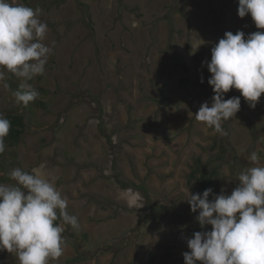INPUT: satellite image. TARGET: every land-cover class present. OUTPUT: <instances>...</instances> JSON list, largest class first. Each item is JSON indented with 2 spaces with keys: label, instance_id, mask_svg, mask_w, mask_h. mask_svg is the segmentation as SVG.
<instances>
[{
  "label": "rangeland",
  "instance_id": "rangeland-1",
  "mask_svg": "<svg viewBox=\"0 0 264 264\" xmlns=\"http://www.w3.org/2000/svg\"><path fill=\"white\" fill-rule=\"evenodd\" d=\"M17 2L42 9L44 43L54 50L45 73L29 82L40 95L27 107L15 102L14 75L0 81V113L26 123L20 143L0 155V183H15L13 168L43 164L67 199L79 227L63 225V255L51 264H149L148 251L162 240L173 254L168 264H185L187 239L211 230L201 229L186 200L195 192L192 167L201 160L216 168L220 193L231 194L251 152L264 162V95L253 109L239 90L226 93L240 97L241 110L223 122L224 135L195 118L214 95L211 49L228 31H258L251 15L238 16V0ZM0 264L19 261L4 250Z\"/></svg>",
  "mask_w": 264,
  "mask_h": 264
},
{
  "label": "clouds",
  "instance_id": "clouds-1",
  "mask_svg": "<svg viewBox=\"0 0 264 264\" xmlns=\"http://www.w3.org/2000/svg\"><path fill=\"white\" fill-rule=\"evenodd\" d=\"M251 15L256 32L228 31L211 49L205 62L214 95L204 102L195 118L224 135V121L241 110L240 97L225 99L239 90L251 108L264 95V0H238V16ZM42 9L17 0H0V81L11 73L19 81L14 97L27 107L40 95L29 83L45 73L54 43H44L48 26L41 20ZM192 44V55L205 42ZM201 77V83H203ZM8 87L7 84L4 85ZM11 122L0 113V155L6 151L5 137ZM250 167L238 174L231 194H215L212 188L193 194L187 202L201 229L187 239L190 251L185 264H264V162L256 151L248 156ZM15 183H0V251L15 255L19 264H51L63 255V225L78 228V218L67 211L68 201L55 187L41 164L31 172L20 167L8 173ZM212 197V199H210Z\"/></svg>",
  "mask_w": 264,
  "mask_h": 264
},
{
  "label": "trees",
  "instance_id": "trees-1",
  "mask_svg": "<svg viewBox=\"0 0 264 264\" xmlns=\"http://www.w3.org/2000/svg\"><path fill=\"white\" fill-rule=\"evenodd\" d=\"M55 1V0H54ZM84 8L86 21L91 24V13L89 11V6L86 4H81ZM10 87L17 91V86L10 84ZM45 92V91H44ZM166 101L171 102V98H165ZM36 107L45 109L46 105L44 100H37L35 102ZM7 119L11 122L10 132L7 137H5L6 146H17L24 134V129L26 127L25 117L23 115H8ZM33 129L39 130V126H33ZM221 158V157H220ZM219 158V159H220ZM216 163V161H214ZM201 160L198 161L197 165L193 166L191 172L189 174V179L195 182V192L202 193L204 190L208 188H212L215 194L220 193V186L218 179H216L217 169H211L210 171L205 170L206 166ZM1 175V174H0ZM123 187L130 189H136V186L129 185L127 183H122ZM212 199V197H210ZM158 250L160 251L158 253ZM173 254L171 249L168 246V243L165 240L159 242L158 247H154L149 250L147 253V258L149 264H168V262L172 259ZM75 262L77 260H74Z\"/></svg>",
  "mask_w": 264,
  "mask_h": 264
}]
</instances>
